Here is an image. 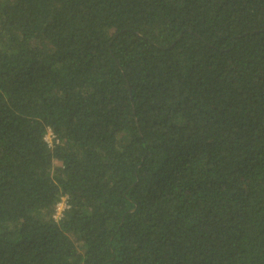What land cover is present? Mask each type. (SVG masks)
<instances>
[{
  "label": "trees",
  "instance_id": "16d2710c",
  "mask_svg": "<svg viewBox=\"0 0 264 264\" xmlns=\"http://www.w3.org/2000/svg\"><path fill=\"white\" fill-rule=\"evenodd\" d=\"M0 264H264V0H0Z\"/></svg>",
  "mask_w": 264,
  "mask_h": 264
},
{
  "label": "built area",
  "instance_id": "2783aa9c",
  "mask_svg": "<svg viewBox=\"0 0 264 264\" xmlns=\"http://www.w3.org/2000/svg\"><path fill=\"white\" fill-rule=\"evenodd\" d=\"M46 134L52 135V133L48 130ZM53 137V135H52ZM44 140L46 142V135L44 137ZM47 143V142H46ZM69 208L68 203H67V198L62 197L59 202L55 206V212L53 215V218L58 221L63 217L64 212Z\"/></svg>",
  "mask_w": 264,
  "mask_h": 264
},
{
  "label": "rangeland",
  "instance_id": "374dc122",
  "mask_svg": "<svg viewBox=\"0 0 264 264\" xmlns=\"http://www.w3.org/2000/svg\"><path fill=\"white\" fill-rule=\"evenodd\" d=\"M52 141H53V137H52V135H50V134H46V142H47V144H48L49 146H51ZM54 166H55V167L59 166V163L54 162Z\"/></svg>",
  "mask_w": 264,
  "mask_h": 264
}]
</instances>
